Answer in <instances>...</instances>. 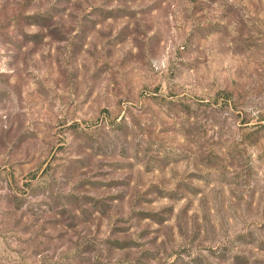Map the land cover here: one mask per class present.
I'll list each match as a JSON object with an SVG mask.
<instances>
[{"label": "rangeland", "instance_id": "374dc122", "mask_svg": "<svg viewBox=\"0 0 264 264\" xmlns=\"http://www.w3.org/2000/svg\"><path fill=\"white\" fill-rule=\"evenodd\" d=\"M0 264H264V0H0Z\"/></svg>", "mask_w": 264, "mask_h": 264}]
</instances>
